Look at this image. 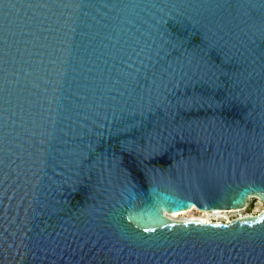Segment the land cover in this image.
<instances>
[{"label":"water","instance_id":"1","mask_svg":"<svg viewBox=\"0 0 264 264\" xmlns=\"http://www.w3.org/2000/svg\"><path fill=\"white\" fill-rule=\"evenodd\" d=\"M264 0H0V264H264Z\"/></svg>","mask_w":264,"mask_h":264},{"label":"rangeland","instance_id":"2","mask_svg":"<svg viewBox=\"0 0 264 264\" xmlns=\"http://www.w3.org/2000/svg\"><path fill=\"white\" fill-rule=\"evenodd\" d=\"M264 210V202L257 197H252L248 200V205L246 208H242L237 212H228L226 213V215H228L227 218H223V217H217V216H210L211 220L214 221H223V222H227V221H232L236 218H242V217H246V216H251V215H258L260 214L262 211ZM193 213L196 216H199L201 214H203V212L201 210L195 209L193 211ZM185 216H188L185 215Z\"/></svg>","mask_w":264,"mask_h":264},{"label":"bare ground","instance_id":"3","mask_svg":"<svg viewBox=\"0 0 264 264\" xmlns=\"http://www.w3.org/2000/svg\"><path fill=\"white\" fill-rule=\"evenodd\" d=\"M195 209L201 210L197 207H193L191 209H186L180 212H175V213H168L167 215L172 218L173 220H190V219H197V220H203V221H214L210 219V216H217V217H223V218H227L228 215H226V213L228 212H237L240 209H230V210H214V211H204L201 210L203 212V214L196 216L193 211ZM188 216H185L187 215ZM243 218V217H242ZM219 222V221H218ZM223 222V221H221ZM230 222V221H227Z\"/></svg>","mask_w":264,"mask_h":264},{"label":"built area","instance_id":"4","mask_svg":"<svg viewBox=\"0 0 264 264\" xmlns=\"http://www.w3.org/2000/svg\"><path fill=\"white\" fill-rule=\"evenodd\" d=\"M213 222H218V221H213ZM219 222H221V221H219Z\"/></svg>","mask_w":264,"mask_h":264}]
</instances>
